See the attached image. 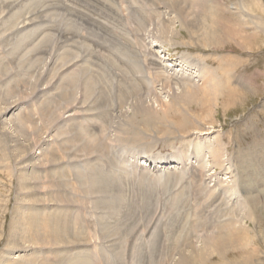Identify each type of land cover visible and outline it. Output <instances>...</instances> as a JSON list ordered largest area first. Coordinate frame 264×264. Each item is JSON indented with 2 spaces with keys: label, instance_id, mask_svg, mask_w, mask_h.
I'll list each match as a JSON object with an SVG mask.
<instances>
[{
  "label": "rangeland",
  "instance_id": "rangeland-1",
  "mask_svg": "<svg viewBox=\"0 0 264 264\" xmlns=\"http://www.w3.org/2000/svg\"><path fill=\"white\" fill-rule=\"evenodd\" d=\"M250 1L0 0V264H178L232 222L257 241L193 264H264V0ZM223 59L241 99L188 108L177 87L202 89L195 71Z\"/></svg>",
  "mask_w": 264,
  "mask_h": 264
},
{
  "label": "bare ground",
  "instance_id": "bare-ground-1",
  "mask_svg": "<svg viewBox=\"0 0 264 264\" xmlns=\"http://www.w3.org/2000/svg\"><path fill=\"white\" fill-rule=\"evenodd\" d=\"M179 2V1H178ZM200 2V1H199ZM244 2V1H243ZM193 3V2H192ZM201 3V2H200ZM209 3V2H208ZM170 4H172V3H170ZM173 4H176L175 3V1L173 2ZM186 4V3H185ZM204 4V3H203ZM213 4V3H212ZM249 4V3H248ZM250 6H252L251 8H250V11H252L253 10V8H254V10L256 9H258V8H260L261 7V2L259 1V0H251L250 1ZM178 5V4H177ZM181 5V4H180ZM205 5V4H204ZM216 5V4H215ZM215 5L213 6V7H215ZM85 6V5H84ZM167 6H170V5H168L167 4ZM183 6V5H182ZM181 6V7H182ZM171 7V6H170ZM169 7V8H170ZM179 7V6H178ZM247 7H249V6H247ZM192 8V7H191ZM210 8V7H209ZM168 9V8H167ZM206 9V8H205ZM215 9V8H214ZM169 10V9H168ZM171 10V9H170ZM169 10V11H170ZM176 10V9H175ZM218 10V9H217ZM247 10H249V9H247ZM84 11V10H83ZM202 11H204V9L202 10ZM205 11H207V12H210V11H212V9L210 8V9H206ZM172 12V11H171ZM206 12V13H207ZM253 12V11H252ZM86 13V12H85ZM167 13V12H166ZM194 13V12H193ZM215 14L213 15V13L211 14V15H213V21H211V26L212 27H214L218 22H219V19L221 18H223L224 17V13L222 14L221 13V10L219 11H216L215 10V12H214ZM210 14V13H209ZM255 14V13H254ZM206 15V14H205ZM182 16V15H181ZM217 18H216V17ZM207 17V16H206ZM4 18V17H3ZM170 18V17H169ZM183 18V17H182ZM168 19V18H167ZM210 20V19H209ZM183 21H184V19H183ZM162 22H164V21H162ZM172 22V21H171ZM141 23V22H140ZM185 23H186V20H185ZM206 23V22H205ZM167 24V23H166ZM175 24V23H174ZM162 25V24H161ZM191 25H192V23H191ZM204 25H206V30H205V32L207 33V35H203L205 38H206V40H207V45H212V43H216V42H214V40H213V38L215 37L214 36V34H212V27L211 28H209L208 27V25L207 24H204ZM201 26V25H200ZM192 27V26H191ZM205 27V26H204ZM203 27V28H204ZM155 28V27H154ZM183 28V27H182ZM193 28V27H192ZM194 28H198V26L196 25ZM209 28V29H208ZM162 29V28H161ZM170 29H171V27H170ZM196 29H194V30H196ZM200 29V28H199ZM192 30V29H191ZM166 30H164V32H165ZM197 31V30H196ZM196 31H195V33H196ZM167 32V31H166ZM170 32H173V31H170ZM192 32V31H191ZM194 33V31H193V35L195 34ZM201 33V32H200ZM167 34V33H166ZM171 34V33H170ZM169 34V35H170ZM172 34H174V32L172 33ZM199 34V33H198ZM197 34V35H198ZM164 35V34H163ZM196 35V34H195ZM196 35V36H197ZM216 35V34H215ZM158 36V35H157ZM164 36H166V35H164ZM172 35H170L169 36V38L171 37ZM217 36V35H216ZM167 38H168V35L166 36ZM203 37V38H204ZM213 37V38H212ZM218 37V36H217ZM159 38V37H158ZM251 38H253V37H250L249 39H251ZM172 40H173V37L171 38ZM218 39V38H217ZM170 40V39H169ZM74 41V40H73ZM211 41V42H210ZM219 42V41H218ZM39 43V42H38ZM153 43V42H152ZM220 43V42H219ZM247 46V45H246ZM248 47H250V48H252L253 47V43H252V45L251 44H249V46ZM41 53V52H40ZM36 54V53H35ZM228 58H230V57H228ZM235 59V58H234ZM27 60V59H26ZM67 62V61H66ZM64 64V63H63ZM236 64V63H235ZM230 65L233 67L234 65L232 64V62L231 61H224V59H223V61H222V63H221V65L219 66L220 68L218 69V70H216L217 68H208V67H206V66H204L203 67V69L202 68H200V70H196L195 71V74L197 75V76H199V77H201V78H203V80H204V87L200 90V89H198L194 84L193 85H190V84H188V85H180L179 87H177L178 89H182V92H184V93H182V95L180 96L179 95V97L184 101V103H187L188 104V108H189V106H193V105H197V106H205V104H206V101L205 100H207V97L209 96L210 98H211V100L212 101H214V103L216 104V103H218V101H220V99H221V96L220 95H222L223 96V100H224V98L228 101V99H229V97H232V96H239V95H237V94H235L236 93V90L234 91V90H232L233 88H231V85H232V83H233V79L235 78V76H237L236 74L234 75V73H232V71L233 72H235L234 71V67L232 68V67H230ZM44 74V73H43ZM180 74V73H179ZM237 79V78H236ZM93 81V80H92ZM239 81V80H238ZM239 83V82H238ZM237 83V84H238ZM176 84V83H175ZM201 85V86H202ZM169 86V88H170V90H173L174 88H173V85H171V84H169L168 85ZM176 86V85H175ZM174 86V87H175ZM177 89V90H178ZM235 89V88H234ZM104 94V93H103ZM201 94L203 95V96H201ZM12 96V95H11ZM25 96V95H24ZM9 97V96H8ZM27 97V96H26ZM240 97V96H239ZM65 98V97H64ZM205 98V99H204ZM144 99V98H143ZM159 99H161V98H159ZM158 99V100H159ZM241 99V97L239 98V100ZM140 100V99H139ZM235 100H237L236 98H235ZM7 101V100H6ZM18 101V100H17ZM17 101H15V102H17ZM141 101V100H140ZM156 101V100H155ZM177 101V100H176ZM158 102V101H157ZM145 103V102H144ZM159 103V102H158ZM226 101H225V103L223 104L225 107H226ZM8 104V103H7ZM141 104H142V102H141ZM164 104V103H163ZM211 104V103H210ZM228 104H229V102H228ZM16 105V104H15ZM95 105V104H94ZM158 105V104H157ZM169 104L167 103L166 104V106H168ZM10 106V105H9ZM104 106V105H103ZM140 106V105H139ZM144 106V105H143ZM7 107V106H6ZM6 107H4V108H6ZM12 107V106H11ZM46 107V106H45ZM153 108V107H152ZM162 108H163V106H162ZM165 108V107H164ZM11 109V108H10ZM161 109V108H160ZM167 109V108H166ZM92 110V109H91ZM139 110V109H138ZM168 110V109H167ZM190 110H191V107H190ZM2 113H4V110L2 109ZM170 111V110H169ZM203 111V110H202ZM109 112V111H108ZM145 112V111H144ZM167 112V111H166ZM18 113V112H17ZM57 114V113H56ZM114 114V113H113ZM1 115V114H0ZM3 115V114H2ZM21 115V114H20ZM24 116V115H23ZM148 116V115H147ZM180 116V115H179ZM21 116H18V118H20ZM25 117V116H24ZM104 117V116H103ZM9 118V117H8ZM26 118V117H25ZM176 118V117H175ZM179 118H181V117H179ZM10 119V118H9ZM22 119V118H21ZM20 119V120H21ZM182 119H183V117H182ZM24 120V118L21 120V121H23ZM177 121H178V119H176ZM11 121V120H10ZM26 121V120H25ZM4 122V121H3ZM33 122V121H32ZM35 122V121H34ZM26 123V122H25ZM177 123V122H176ZM179 123V122H178ZM181 123V124H180ZM179 124L180 125H182V124H185L186 122H185V120H184V122L182 123V122H180ZM189 123V122H188ZM36 124V123H35ZM34 124V125H35ZM6 125V124H5ZM14 125H16V124H14ZM50 125V124H49ZM77 125V124H76ZM71 126V125H70ZM185 126V125H184ZM18 127H21V126H18ZM33 127H35V126H33ZM94 127V126H93ZM7 128H8V126H7ZM14 128V127H13ZM16 128V127H15ZM23 128V127H22ZM25 128V127H24ZM31 128H32V126H31ZM30 128V129H31ZM182 128V127H181ZM34 129V128H33ZM20 130H22V129H20ZM24 130V129H23ZM70 130V129H69ZM32 131V130H31ZM95 131V130H94ZM173 132V131H172ZM26 133V132H25ZM176 133V132H175ZM11 134H13V133H11ZM14 135V134H13ZM26 135V134H25ZM84 135V134H83ZM99 135V134H98ZM217 136V135H216ZM27 137V136H26ZM15 139H17L16 137H14ZM20 138V137H19ZM121 138V137H120ZM171 138V137H170ZM36 139V138H35ZM59 139V138H58ZM6 140V139H5ZM7 141V140H6ZM19 141V140H18ZM40 141V140H39ZM220 141V140H219ZM14 142V140L12 141V143ZM7 143H8V141H7ZM18 144H19V142H17ZM20 143H21V141H20ZM39 143H41V142H39ZM219 143H222L221 141L219 142ZM11 144V143H10ZM18 144H17V146H18ZM219 145L220 144H217L216 146H213L212 147V153H213V156L212 157H215V159H217V160H220L221 159V157H222V151L221 150H223V146L222 147H219ZM223 145V144H222ZM256 145V144H255ZM7 146V145H6ZM17 146H16V148H17ZM40 146V145H39ZM222 148V149H221ZM8 149H10L9 147H8ZM31 149H32V147H31ZM36 149V148H35ZM46 149H47V147H46ZM252 149V148H251ZM18 150V149H17ZM225 150V149H224ZM223 150V151H224ZM253 150V149H252ZM34 151V150H33ZM33 153V152H32ZM223 153H226V152H223ZM249 153V152H248ZM262 153V152H261ZM28 155V154H27ZM26 155V156H27ZM36 155V154H35ZM225 155V154H224ZM223 155V157H225ZM241 155H243V154H241ZM246 155V154H245ZM244 155V156H245ZM250 155V154H249ZM261 155V154H260ZM264 155V154H263ZM29 156V155H28ZM49 156V155H48ZM76 156V155H75ZM256 156V155H255ZM258 156V155H257ZM4 157V156H3ZM264 157V156H263ZM262 157V158H263ZM12 158V157H11ZM29 158H30V156H29ZM39 158V157H38ZM73 158V157H72ZM249 158V157H248ZM252 158V157H251ZM250 158V159H251ZM259 157H257V159H258ZM261 158V159H262ZM54 159H55V157H54ZM243 159H246V158H243ZM254 159V158H253ZM252 159V160H253ZM256 159V158H255ZM22 160V159H21ZM31 160V159H30ZM49 160V159H48ZM223 160H224V158H223ZM259 160V159H258ZM264 160V159H263ZM6 161V160H5ZM33 161V160H32ZM38 161V160H37ZM102 161V160H101ZM215 161V160H214ZM213 161V162H214ZM221 161H222V159H221ZM220 161V162H221ZM242 161V160H241ZM246 161H248L247 159H246ZM251 161V160H250ZM250 161H248V162H250ZM29 162V161H28ZM45 162H46V160H45ZM212 162V163H213ZM260 162V161H259ZM250 163H252V162H250ZM257 163V162H256ZM255 163V164H256ZM46 164H48V163H46ZM215 163H213V165H214ZM222 164V163H221ZM247 164V162L244 164V165H246ZM259 164V163H258ZM258 164H257V167H258ZM17 165V164H16ZM261 164H259V166H260ZM217 166V165H216ZM12 167H14V166H12ZM170 168L172 167L171 165L169 166ZM221 167H222V165H221ZM248 167L250 168V165H248ZM261 167V166H260ZM264 167V166H263ZM16 168V167H15ZM45 168V167H44ZM263 169V168H262ZM246 170V169H245ZM261 170V169H260ZM98 172V171H97ZM201 172V171H200ZM264 173V172H263ZM248 174V173H247ZM249 176V175H248ZM251 176V175H250ZM263 177V176H262ZM258 178V177H257ZM22 180H24V179H22ZM261 180H264V178H262ZM260 180V181H261ZM57 181V180H56ZM257 181V180H256ZM262 182V181H261ZM260 183V182H259ZM25 185V184H24ZM23 188V187H22ZM197 190V189H196ZM248 191V190H247ZM256 199V198H255ZM255 199H250V201L247 203V205H250L249 203H251V208H253V209H251L250 211H249V213H247V214H245L244 215V218L245 219H248V220H250V221H252V223L254 222H256V217L257 218H259L258 216H256L255 215V213H256V211H254L255 210V208H256V206H254V204L253 203H256V202H258V200L255 202ZM48 204V203H47ZM257 204H259V203H257ZM228 215V214H227ZM18 216V215H17ZM41 217H43V216H41ZM117 217V216H116ZM17 218V217H16ZM18 220V219H17ZM261 220V219H260ZM22 221V220H21ZM25 221H26V219H25ZM17 222V221H16ZM30 222V221H29ZM246 222V221H245ZM22 223V222H21ZM27 223V222H26ZM43 223V222H42ZM48 223V222H47ZM58 223V222H57ZM226 223V222H225ZM244 223V222H243ZM259 223V222H258ZM12 224V223H11ZM41 224V223H40ZM40 224H39V226H40ZM232 224H233V222L229 225L230 227L229 228H231L230 230H227L225 227V229L227 230V232H225L224 230H221L218 234H214L213 233V235L211 236V237H209V238H206V240H205V243H204V245L201 247V248H199V249H197L196 247L197 246H193L192 248H191V251H190V254L188 255V254H183L181 257H180V260H179V263L178 264H193V263H195V261L196 260H199V262H207V259L208 258H211L212 256H214V255H217L218 257H219V259H221V260H223V259H225L226 258V256L228 255V253H230L232 250L233 251H235V252H245V248H247V247H249L252 243H254L255 242V240L257 241V236L255 235V234H252L251 232V228H248V227H246V225H245V223L244 224H242V225H240V226H238L237 228H234V226H232ZM43 225V224H42ZM57 225V224H56ZM212 225V224H211ZM227 225V226H228ZM244 225V226H243ZM38 226V227H39ZM224 226V225H223ZM257 226H258V224H257ZM256 226V227H257ZM261 226V225H260ZM37 227V230L39 231L42 227L40 226V228H38ZM58 227V226H57ZM205 227V226H204ZM221 227V226H220ZM47 228V227H46ZM222 229V228H221ZM249 229H251V230H249ZM36 230V229H35ZM61 231V230H60ZM216 231V230H215ZM219 231V230H218ZM255 231V230H254ZM44 232V231H43ZM213 232V231H212ZM39 233V232H38ZM55 233H57V231L55 232ZM60 233V232H59ZM59 235V234H58ZM15 236V235H14ZM33 236V235H32ZM42 236V235H41ZM58 237V236H57ZM12 238V237H11ZM42 238V237H41ZM41 238H39V240L41 239ZM56 238V237H55ZM262 238V237H261ZM15 239H16V237H15ZM52 239V238H51ZM42 240V239H41ZM62 240V239H61ZM50 241V240H49ZM53 241H58V240H53ZM64 242V241H63ZM92 242V241H91ZM264 242V241H263ZM53 243V242H52ZM51 243V244H52ZM194 244V243H193ZM256 246V245H255ZM24 247V246H23ZM189 249V248H188ZM186 251H188V250H186ZM125 253H127V252H125ZM174 254V253H173ZM254 253H246V255H245V257H244V259H240V260H237V261H234L233 260V262L232 261H230V262H226L227 264H254L255 263V259H254V255H253ZM24 257V256H23ZM132 257V256H131ZM157 258V257H156ZM35 259V258H34ZM235 259V258H234ZM40 260V259H39ZM46 260V259H45ZM11 261V260H10ZM27 261V260H26ZM29 261V260H28ZM31 262V261H30ZM36 262V261H35ZM178 262V261H177ZM11 263V262H10ZM9 263V264H10ZM12 263H13V261H12ZM15 263V262H14ZM31 263H33V261L31 262ZM197 263V262H196ZM225 263V264H226ZM208 264V263H207ZM257 264H261V263H257Z\"/></svg>",
  "mask_w": 264,
  "mask_h": 264
}]
</instances>
